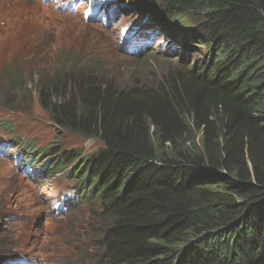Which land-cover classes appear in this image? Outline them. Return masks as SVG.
<instances>
[{
	"label": "trees",
	"instance_id": "trees-1",
	"mask_svg": "<svg viewBox=\"0 0 264 264\" xmlns=\"http://www.w3.org/2000/svg\"><path fill=\"white\" fill-rule=\"evenodd\" d=\"M162 7L160 23L177 33L193 26L200 71L167 61L155 79L122 82L86 63L71 84L68 74L42 81L37 95L59 126L106 146L83 159L60 146L48 153L81 160L98 190L104 264H264V0ZM181 35L191 53L192 30ZM19 76L10 81L14 102ZM0 255L9 264V243Z\"/></svg>",
	"mask_w": 264,
	"mask_h": 264
},
{
	"label": "rangeland",
	"instance_id": "rangeland-1",
	"mask_svg": "<svg viewBox=\"0 0 264 264\" xmlns=\"http://www.w3.org/2000/svg\"><path fill=\"white\" fill-rule=\"evenodd\" d=\"M159 1L160 0H143L144 5H149L150 3L152 4V7L148 8L149 12H152L154 8L158 10L161 9L157 5V2ZM139 2L141 3V0H139ZM128 5H130L129 9L127 8V4L120 6L121 16L116 19L117 23L113 27V33L116 31L117 33L121 32V34H123L122 32L125 31L130 24H134L140 27L148 24L147 13H142L141 10L134 11V4H132L131 2H129ZM45 12L46 11L44 10L32 9L28 12L31 15V18L26 22V24L29 27L36 26L40 27L42 30L44 29L43 31L46 32V36L45 39L43 38L44 41L42 40V45L47 49L48 47H51L50 43L53 42L54 37L57 36L58 32L56 31L58 30L62 33L69 32L75 21L71 18H68L67 20H61L59 16H52L51 14H45ZM7 20L12 22L13 27L17 26L16 24L25 25V20L20 19V17L18 16H8ZM181 28L182 30H179L178 33L175 32L177 36H180L187 29L192 30L193 26H182ZM109 31L110 29H94L93 35L96 38L104 37L105 33L110 35L111 43L109 46L111 47V50L110 57L108 58L109 65H111V67L113 66L115 68L114 73L117 76H121L126 82H128V80H130L131 78H133L132 81L139 80L143 77L145 79H155L156 74L159 76L162 75V73L159 72L164 69V66H167L168 63L166 62L168 61V59L172 60V62L174 63H184L182 62L183 60L186 62L184 63L186 64L184 66L194 67L195 61L198 60L199 57H201V52L198 51L200 49H203L202 46L199 50H197L199 46L196 49V44H198L196 39V42H192L193 48H191V53L189 51L187 55H181L186 60L180 59L179 57H174L173 59L168 58L163 53H169L173 51V39H175L176 36L168 30L167 33H164L163 35H155L156 33H161V30L157 29V31L155 32L152 31L151 39L154 40V44L152 47L154 50V55H157V58L155 59H158L159 63L154 59L151 60V57L149 55V58L145 57L143 58L144 60L142 59V61L138 63L134 62V60L128 59L129 57L127 56L122 58L123 54H120V50L116 48L117 44L119 45L118 42L121 37L119 40H115L111 37V32ZM5 35H7L6 38L4 37ZM2 39L6 42L5 46L14 45V37L12 36L11 30L0 32V41ZM62 39L66 40L67 44L61 47V49H57V52L60 54L62 53L61 55L67 57L65 49H67L68 46L72 43L73 36L71 34L69 38L62 37ZM72 50L76 52L75 49ZM60 54L54 55L55 60L51 62L50 67H47V65H49L47 64L44 65V67H41L39 70H35L36 64L33 61H30L29 58H26V55L24 54V56L20 58L22 61H13L9 65H7V67L5 66L0 71V90L6 87L5 73L7 72L10 74H14L15 76L21 74V76H19L21 77L20 82L24 85L20 90V95L18 96L17 101L11 104V110L6 112L3 117L9 120H13L17 127V134H22L32 139H37L39 145L41 146H45L44 144L47 142H56V140H58V142L62 143L66 149L79 147L84 148L85 152L87 153L99 151V149L104 146L101 142H98L95 139L85 140L82 139L79 134L73 131H67L57 128L51 122L50 111H47L43 108L39 97L35 93V87L41 80L45 83L49 82L50 86L56 83L59 84V82H62V80L60 79L63 78L64 74H70L72 72L71 67L68 64H66L67 68L65 69V72L63 71L65 64H63V60L62 58H60ZM65 80H68V84H71V79L69 76H65ZM11 81H14V79H12ZM52 92H54V90H52ZM66 95L69 97L68 92ZM13 165V159L10 155L6 157H0V223H3V225L5 226H10L9 222L14 221L12 218H10V216H8V218L5 217V213L12 214L13 212H20L19 214H17L18 216H23V214L29 215L28 213L23 212L20 205L21 200H18L16 193H14L10 188V183H14L18 176H20L21 182L24 180L22 179V177L24 176L23 171L17 170V168ZM54 182L55 181L44 179V181L39 183V185L41 186H38L35 183H32L34 185H29L30 187L26 195L21 196L22 199L23 197H25L23 204L27 202L29 198L33 197L31 196L32 194H36L38 197H42V203L47 204L49 201V197L53 196L55 192L60 189V187L55 185ZM18 191L21 192V189H18ZM86 214L87 213L85 211H77L73 213L71 217L82 219L83 216H85L86 218ZM2 217L3 219H1ZM39 218L41 221V227L43 228L41 231H43L44 234L45 232H52L50 228L60 227L59 225L64 221L63 219H59V217H47V215H41ZM2 220L4 221L2 222ZM95 220L96 218L94 220H91V225L87 227V231L82 232L79 236H76L71 241L64 240L63 238L58 239V237L52 235L41 236L39 235V229L37 227L35 230H33L34 232L30 231L29 228L24 229L25 231L23 232L18 224L11 226L14 228L12 229V231L2 229L0 235H11L13 238L16 237V243L14 244V246L17 249L20 248L21 242L22 247L21 249H19L20 251L22 250V252L30 253L35 256H40V254L44 252L45 256L43 258L55 264H67L61 259L66 255L77 260L78 262H80V264H92V261H94L95 259V261L98 262V257H101V255L96 256L95 252L93 253L86 251L85 249L87 247L81 245V243L83 237L89 238L92 235V239L97 238V231L94 230ZM34 226L35 225H33V227ZM99 233L102 234V232ZM0 242L6 245L9 241L5 240Z\"/></svg>",
	"mask_w": 264,
	"mask_h": 264
},
{
	"label": "bare ground",
	"instance_id": "bare-ground-1",
	"mask_svg": "<svg viewBox=\"0 0 264 264\" xmlns=\"http://www.w3.org/2000/svg\"><path fill=\"white\" fill-rule=\"evenodd\" d=\"M110 4H112L110 2ZM140 12V11H139ZM152 15V14H150ZM162 15V14H161ZM25 17V15H24ZM170 17V16H169ZM2 21H5V20H1L0 23ZM28 20H25V23L27 22ZM115 22V21H114ZM149 23V22H148ZM167 27H168V24H165ZM145 29V28H144ZM180 30V29H179ZM192 32H193V29H192ZM30 29L26 26V24H20L18 26V33L15 35L14 38L18 37L19 36V40H18V43L19 45L22 47V45H25L29 42V35H30ZM120 35L119 33H117L116 31L113 33V36H118ZM136 37H139L140 38V42L137 43L136 42V39L135 38H132V41L134 43V45H139V44H143V45H147V42L144 41V39H146L147 41H151L149 38H147L148 36H146V33L142 31L140 32H137V34H134ZM198 36L193 32L192 33V42H196V38ZM182 39H187L186 37H182ZM174 41V44H173V48H172V52H165V55L168 57V58H174V57H179L180 59H184L186 60L183 56L181 55H187L189 53L188 50L184 51V50H181L179 49V46H176V39H173ZM199 44V43H198ZM198 44H196V49L198 48ZM190 46L192 47V45L190 44ZM201 46H199V48L197 50L200 49ZM203 47V46H202ZM193 48V47H192ZM131 50H127L125 55L128 54V52H130ZM140 53H143V55H141V59L148 57V53L152 52L153 51V47H150V48H147V49H139ZM198 52H201L202 53V49H200ZM145 53V54H144ZM152 54L154 55V53L152 52ZM155 57H157V55H155ZM124 58V57H122ZM166 58V57H165ZM128 59H131L132 58H128ZM154 59L155 61H158V59H155V58H152L151 57V60ZM144 60V59H143ZM150 60V61H151ZM179 60V59H178ZM168 61L172 62V60L168 59ZM201 62L204 64L205 62V57L203 54H201V57L198 58V60L195 61V64H194V68L196 67L197 70L200 71L201 67ZM159 63V61H158ZM181 63V62H180ZM160 68V67H159ZM170 71V70H169ZM163 79V78H162ZM3 122V120L0 118V124ZM6 138H9V139H6ZM9 140V141H8ZM202 140V139H201ZM8 142V143H7ZM34 142H35V139H32V138H29L26 142H24V147H26V151L27 153L31 154L28 156L27 159H24V162L23 163H20V164H16V165H13L14 167L17 168V170H22L23 173L28 171L29 173L32 171V169H34L37 165H42L44 164L46 161H48L47 159V156L48 157H51L53 155H49L48 151L51 150V147H52V142H47L45 143L44 145L47 147L46 148V151H44V153H38L36 152L35 148H34ZM56 142H58V140H56ZM6 143V145L8 146L9 143H11V147H7L8 150H9V153L13 150H11L12 148H15L16 145L18 146H22L21 144H18L16 142V139L13 138V137H9L7 135L3 136V140L0 141V145L1 144H4ZM6 145H2V146H6ZM7 153H4L3 155H5ZM32 155H35L34 157ZM40 156V157H39ZM173 161V160H172ZM37 163V165L35 164ZM30 176L32 175L31 173L29 174ZM38 178H34L33 181L36 182L35 184H37L38 180L40 182L44 181V179L41 177V176H37ZM41 186V185H40ZM16 192V196H18L19 194H21L20 191H18V189L15 191ZM98 190L96 189H93L92 190V194H96L95 196V201H93V203H95V205H93L92 203H86V205L84 207H81V208H78L77 210H75L73 213L77 212V211H85L87 214L86 218L85 216H83L82 219L80 218H77V217H71L70 215H64L62 217V219L64 220L59 226L60 227H54V228H50V230L52 232H45V234L43 233V231H41L43 228L41 227V221H40V216L37 212V208H40L41 206V202H42V197H38L36 194H32L31 198H29V200L27 202H25L23 205V210L28 212L30 215H24L23 214V217L25 219V221L27 222H30V224H27L26 226L24 222H22V227L21 230L24 232L25 228H29L30 231L34 232L33 230L36 229V227L39 229V235L41 236H48V235H52V236H55V237H58V239H64V240H67V241H71L72 239H74L76 236H79L82 232L84 231H87V227L89 225H91V220H94L96 217L95 215L93 214V211L95 210V208L99 205V201H100V213L102 211H104L105 208L104 207V203L101 202V199L98 198ZM22 196V194H21ZM80 198H82L80 196ZM25 200V197H23V201ZM69 205H66L63 204L62 205V209H65V208H73V207H76L78 202L76 200H71L69 201ZM68 203V202H67ZM20 205H21V202H20ZM20 212H16V213H12L10 214L11 218L13 216H15L16 214H19ZM103 213V212H102ZM9 213H5V217L8 216ZM33 224H35V226L33 227ZM31 227V228H30ZM50 227V226H49ZM0 229H3V230H8V231H12V229H14L13 227L11 226H5L3 225V223H0ZM28 229V230H29ZM96 237V236H95ZM6 238L8 239V243H9V248L10 250L13 251V255L10 257L11 261L9 262V264H27L28 262H30L31 260L34 259L35 256H31V257H22L19 259V261L17 260V257H18V253H19V249H21L22 247V243L20 242V248L17 249L14 244L16 243L15 242V238H13L11 235H8L6 236ZM96 243H98L99 241V237H98V232H97V238H94L93 239ZM22 252V250L20 251ZM45 256V253L42 252L40 254V256H36L35 258L39 259L41 257H44ZM47 256V255H46ZM98 261L102 260L101 257H98ZM71 263V262H69ZM68 264V263H67Z\"/></svg>",
	"mask_w": 264,
	"mask_h": 264
},
{
	"label": "clouds",
	"instance_id": "clouds-1",
	"mask_svg": "<svg viewBox=\"0 0 264 264\" xmlns=\"http://www.w3.org/2000/svg\"><path fill=\"white\" fill-rule=\"evenodd\" d=\"M163 4H164V0H163ZM162 13H163V15L165 14V12L164 11H162ZM162 28V29H161ZM161 28H157V29H160L161 30V33H159L160 35H163L164 33H167V30L169 31H171L175 36H176V46H179V49H181V50H184V51H186V49H185V44H186V40L185 39H182V37H185V36H183V35H180V36H177L176 34H175V28H173V26H164V24H163V26L161 27ZM171 29H173V30H171ZM158 33H156L155 35H157ZM139 43V42H138ZM147 47L150 45L149 44V42L147 41ZM149 47H151V46H149ZM153 53H154V51H152ZM152 52H150V53H152ZM166 56V55H165ZM182 62H184V63H186L185 61H183L182 60ZM192 67V66H191ZM194 68V67H193Z\"/></svg>",
	"mask_w": 264,
	"mask_h": 264
}]
</instances>
